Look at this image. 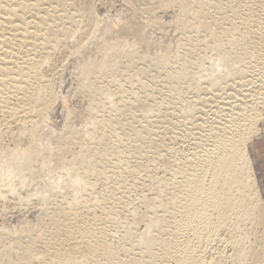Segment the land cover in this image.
I'll return each mask as SVG.
<instances>
[{
  "label": "bare ground",
  "instance_id": "6f19581e",
  "mask_svg": "<svg viewBox=\"0 0 264 264\" xmlns=\"http://www.w3.org/2000/svg\"><path fill=\"white\" fill-rule=\"evenodd\" d=\"M81 1L0 0V113L20 121L17 141L52 136L47 119L56 92L42 71L57 54H79L80 35L91 34L75 9ZM161 4L178 9L180 51L156 55L158 84L105 65L98 74L107 84L86 82L90 116L80 127L66 122L68 134L56 137L59 148L70 141L81 150L60 159L62 175L30 199L63 197L49 222L30 229L39 228V237L26 245L15 240L0 252V264H221L229 253V264H264V197L250 155L264 133V0ZM114 26L128 31L121 21ZM163 92L160 101L153 96ZM130 115L135 123L127 129ZM9 125L0 122V134ZM178 127L190 145L182 156L164 144ZM27 150L0 147V199L41 177L30 169L38 152ZM100 186L109 198L95 192ZM135 189L141 193L132 199ZM85 213L92 221L73 228ZM218 243L230 251L207 256Z\"/></svg>",
  "mask_w": 264,
  "mask_h": 264
},
{
  "label": "rangeland",
  "instance_id": "374dc122",
  "mask_svg": "<svg viewBox=\"0 0 264 264\" xmlns=\"http://www.w3.org/2000/svg\"><path fill=\"white\" fill-rule=\"evenodd\" d=\"M164 1L171 2L173 0H82L75 8L83 15L82 18L85 23H90L89 29L92 28V31L91 34L89 32L80 35V43L83 47L79 50V54L69 56L68 50H66L62 54L56 55L51 66L43 68L44 76L52 82L56 92V102L48 112L49 118L47 119L51 137L39 139L34 144L28 138L17 141L14 137L19 132L20 121L12 119L5 113H0L1 125L5 126L10 123L9 128L2 127L0 147L11 150L18 148L23 151L33 148L35 152H38V155L30 163V169L35 170L37 175L41 176L32 185L27 184L28 186L24 188L19 187L16 196L10 192L7 193L8 200L0 199V241L2 242L0 252L7 250L9 245L14 244L15 240L26 245L33 238L39 237V228L33 232H30V229L35 228L42 218L48 221L54 215L51 208L59 205L61 197H63L61 194L56 193L46 202L39 198L30 199V196L43 182L54 181L62 175L60 159L66 158V160L71 161L74 155L81 150V148L71 144L70 141L62 144L63 147L59 148L61 143L56 137L68 134V129L65 128L66 122H69L71 126L80 127L84 120L90 116L89 96L91 90L86 86V82L90 80L97 87L107 84L108 79L100 78L98 74L101 67L105 65L107 69L117 67L121 70H130L129 73H125L124 77L139 71L142 80L158 84L154 77L160 75L159 73L163 72V68L154 65L156 64V55L162 52L175 57L176 52L180 51L179 44L185 42L182 40L184 39V31L173 25L178 9L175 7L163 8L161 3ZM88 7L93 8L94 12L90 13L87 10ZM147 9L150 10L147 11ZM260 14L264 15V9H261ZM116 21H121V24L128 28L125 35H122L121 29L114 26ZM224 21L221 23H225V26L230 25L228 20ZM258 23L255 22L252 25L258 26ZM261 27L263 28L264 24ZM193 34L191 35L193 36ZM149 90H152V87ZM168 93H153V96L160 101L162 95L163 98H166ZM190 95L192 96V94ZM64 101L65 105L63 104ZM134 117L128 116L127 129H130V125L135 123ZM140 120L141 118L137 121ZM160 127L166 128L168 126L163 124ZM261 128L264 130V125ZM185 129L178 127L176 131L179 138L177 137L174 141L170 139L173 138L174 134L172 133L176 132L174 131L167 135V141L164 142V144L167 142L173 148L179 149V156H182L183 151L186 153L190 147ZM49 149H53L52 157L46 155V151ZM164 153L167 154L168 159H171L173 154L166 151ZM250 155L253 159L259 188L264 197V133L251 144ZM164 169L161 168L158 171L159 177L165 175ZM116 182L118 180H115ZM113 185L114 182L110 184V187ZM104 191L103 186H100L95 192L109 198L111 193L103 194ZM139 193H141L140 190L135 189L132 193L134 197L132 199H135ZM144 193L149 198L152 197V193L148 190L144 189ZM135 207L137 209L143 208L141 204ZM48 208L49 210H47ZM93 217L92 214L85 213L75 221L72 227L88 224ZM48 222L41 226L42 231L47 230ZM15 230L17 233L14 232ZM229 251L227 245L218 243L217 245L214 244L207 256L215 254L213 257L216 258L218 253ZM229 255L230 253L227 254L224 261H221V264H229L227 259Z\"/></svg>",
  "mask_w": 264,
  "mask_h": 264
}]
</instances>
